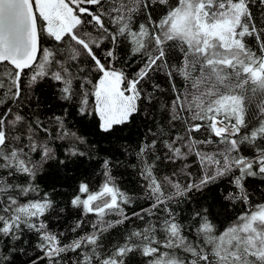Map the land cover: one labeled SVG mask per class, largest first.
Masks as SVG:
<instances>
[{
  "label": "snow or ice",
  "instance_id": "snow-or-ice-1",
  "mask_svg": "<svg viewBox=\"0 0 264 264\" xmlns=\"http://www.w3.org/2000/svg\"><path fill=\"white\" fill-rule=\"evenodd\" d=\"M133 260L264 264V0H0V264Z\"/></svg>",
  "mask_w": 264,
  "mask_h": 264
},
{
  "label": "trees",
  "instance_id": "trees-1",
  "mask_svg": "<svg viewBox=\"0 0 264 264\" xmlns=\"http://www.w3.org/2000/svg\"><path fill=\"white\" fill-rule=\"evenodd\" d=\"M125 181H126V183H125L124 187L127 190L132 191L133 190V184L128 182L129 181V177L126 176L125 177ZM205 198L208 200L209 203H211V195L210 194H206ZM21 259H23V257H21ZM133 264H135V260H133Z\"/></svg>",
  "mask_w": 264,
  "mask_h": 264
}]
</instances>
